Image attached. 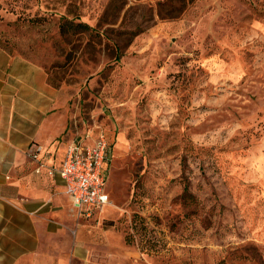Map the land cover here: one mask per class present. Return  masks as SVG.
Here are the masks:
<instances>
[{"label":"rangeland","instance_id":"obj_1","mask_svg":"<svg viewBox=\"0 0 264 264\" xmlns=\"http://www.w3.org/2000/svg\"><path fill=\"white\" fill-rule=\"evenodd\" d=\"M0 45L112 141L118 264H264V0H0Z\"/></svg>","mask_w":264,"mask_h":264},{"label":"crops","instance_id":"obj_2","mask_svg":"<svg viewBox=\"0 0 264 264\" xmlns=\"http://www.w3.org/2000/svg\"><path fill=\"white\" fill-rule=\"evenodd\" d=\"M68 113L42 66L0 47V264H118L94 217L79 212L59 175L48 174L72 139Z\"/></svg>","mask_w":264,"mask_h":264},{"label":"built area","instance_id":"obj_3","mask_svg":"<svg viewBox=\"0 0 264 264\" xmlns=\"http://www.w3.org/2000/svg\"><path fill=\"white\" fill-rule=\"evenodd\" d=\"M75 136L67 143L63 161L58 167H49L48 174H57L64 183L66 193L79 212L90 216L109 203L105 192L107 179L105 164L109 160V143L105 135ZM36 146L31 155L42 167Z\"/></svg>","mask_w":264,"mask_h":264},{"label":"trees","instance_id":"obj_4","mask_svg":"<svg viewBox=\"0 0 264 264\" xmlns=\"http://www.w3.org/2000/svg\"><path fill=\"white\" fill-rule=\"evenodd\" d=\"M76 26L81 27V28H83V29H89V28H90L89 25H87V24H85V23H78ZM0 47L6 49V48L3 47L2 45H0ZM6 50H7V49H6ZM8 51H9V50H8ZM9 52H11V51H9Z\"/></svg>","mask_w":264,"mask_h":264}]
</instances>
